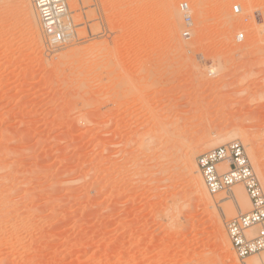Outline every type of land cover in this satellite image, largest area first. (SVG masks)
Listing matches in <instances>:
<instances>
[{
    "label": "rangeland",
    "instance_id": "obj_1",
    "mask_svg": "<svg viewBox=\"0 0 264 264\" xmlns=\"http://www.w3.org/2000/svg\"><path fill=\"white\" fill-rule=\"evenodd\" d=\"M67 1L55 47L0 0V264H240L187 159L239 141L264 189V0Z\"/></svg>",
    "mask_w": 264,
    "mask_h": 264
},
{
    "label": "built area",
    "instance_id": "obj_2",
    "mask_svg": "<svg viewBox=\"0 0 264 264\" xmlns=\"http://www.w3.org/2000/svg\"><path fill=\"white\" fill-rule=\"evenodd\" d=\"M41 19L42 31L54 45L65 46L73 38L69 24L67 0H32ZM184 17L183 37L191 39L193 19L187 3L180 5ZM234 14H241L239 3L232 6ZM69 35V36H68ZM237 42L246 40V33L239 31ZM198 168L207 191L215 196L243 185L250 200L251 210L227 223V234L240 262L264 251V189L253 168L244 145L234 141L204 152L197 158Z\"/></svg>",
    "mask_w": 264,
    "mask_h": 264
},
{
    "label": "bare ground",
    "instance_id": "obj_3",
    "mask_svg": "<svg viewBox=\"0 0 264 264\" xmlns=\"http://www.w3.org/2000/svg\"><path fill=\"white\" fill-rule=\"evenodd\" d=\"M23 2H24L25 6L27 7V9L29 11L30 17H33L32 7L30 5L29 0H23ZM33 6H34V4H33ZM34 9H35V11L37 13V10H36L35 6H34ZM167 12L170 15V21L172 22L171 29H173V32H175L176 31L175 28H176V25H177L178 12L174 8V6L171 5V4L168 6V11ZM71 14H72V12H71ZM69 20H70V10H69ZM33 22L35 24L34 25V27H35L34 35L40 39V40L38 39L39 43H42V42L45 43V40L47 42L49 40V42L53 46L57 47L56 45L53 44L52 39L50 37H48L44 32L43 33L45 34L46 38H48V39H46L44 36L40 35V31H39V28H38L39 25L41 26L40 17L39 16L37 17V21L36 20L34 21V18H33ZM70 22H71L69 24L70 30H71V32H73V27L75 25H74V22H72L71 20H70ZM40 28L42 30V26ZM73 35H74V32H73ZM175 37H177V36L174 35V38ZM55 47H53V48H55ZM180 47H182V46H180ZM184 47L185 46H183L182 50H184ZM187 49H185V50H187ZM48 51L51 52V53L57 52L54 49L52 50V48L49 49ZM210 73L211 74H215V70H211ZM76 99H78V98H76ZM219 144L223 145L224 144V140H221L219 142ZM195 147L196 148L193 151H191V153H190V155H189V157L187 159V160H189L188 167H189V169L191 171V174L193 175V180L195 182V185L197 186L196 188H197L198 195H200L201 199L205 201V202L204 201L203 202L206 203L207 207L209 206V207L215 209L214 216L216 215L215 217H217V219L220 218V217H223V218L225 217L226 218L228 215L231 216V215H234V214H238L240 216L241 214H244L246 212V210H248V209L250 210V208H251L250 200H249L248 196L246 195L245 191L243 189H241L238 185L237 186L239 187V189H238L237 186H235V187H233L232 191L227 192V193H220V194H217L215 196H213V195L211 196V194L208 193L207 188H206V186L204 184L203 178L201 176V173L199 171L198 163L196 161L197 155L200 154V152H201L200 150L201 149H200L199 145H197ZM218 224L220 226L218 233L220 234V237L222 238V240L225 243V245L228 248H230L231 247L230 246V242L228 241V238L226 237V233H225V231L223 229V226H222L221 222L218 223ZM263 257H264V255H263ZM244 261L241 262L240 264H264V258L260 259V260H258V259H255V260L254 259H250L247 262H244Z\"/></svg>",
    "mask_w": 264,
    "mask_h": 264
}]
</instances>
